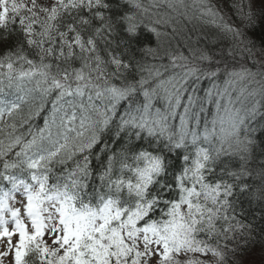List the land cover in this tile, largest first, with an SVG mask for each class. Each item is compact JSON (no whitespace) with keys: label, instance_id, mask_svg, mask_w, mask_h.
Returning <instances> with one entry per match:
<instances>
[{"label":"snow or ice","instance_id":"6c2138e0","mask_svg":"<svg viewBox=\"0 0 264 264\" xmlns=\"http://www.w3.org/2000/svg\"><path fill=\"white\" fill-rule=\"evenodd\" d=\"M0 264H264V0H0Z\"/></svg>","mask_w":264,"mask_h":264},{"label":"trees","instance_id":"16d2710c","mask_svg":"<svg viewBox=\"0 0 264 264\" xmlns=\"http://www.w3.org/2000/svg\"><path fill=\"white\" fill-rule=\"evenodd\" d=\"M195 39V37H193V40ZM253 207L255 208L256 206L255 205H253ZM256 214H257V216L259 215V209L257 208L256 209Z\"/></svg>","mask_w":264,"mask_h":264}]
</instances>
